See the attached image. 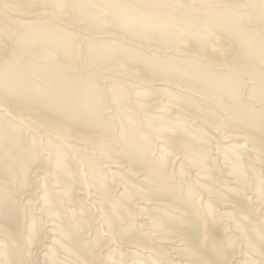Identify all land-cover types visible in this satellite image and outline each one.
I'll return each mask as SVG.
<instances>
[{"label": "bare ground", "instance_id": "1", "mask_svg": "<svg viewBox=\"0 0 264 264\" xmlns=\"http://www.w3.org/2000/svg\"><path fill=\"white\" fill-rule=\"evenodd\" d=\"M68 1L0 0V15L4 16L2 21L7 27H13L8 31L13 30L15 38L17 37L16 46L19 47L4 53V44L9 40L4 36L5 27L0 25V38L4 39L3 46H0V264H27L29 255L36 250L28 246L34 244L40 236L30 235L41 231V227L34 225L36 218L30 219L25 199H32L35 191L43 187L47 190L40 205L43 217L50 216L47 226L52 229L51 234L61 236L59 239L63 245L60 249L67 259H62L66 264H102L99 253L88 248L97 238L98 231L109 237L114 247L130 250L125 251L129 255L153 254L148 249V243L143 240H151L158 245L170 244L173 248L167 251L173 253L171 258L178 263L182 262L183 257H186L178 253L181 251L178 248L184 247L185 242L173 239L170 243L160 237L152 226L143 228L142 223L139 226L129 224L125 216L132 204L135 205L136 199L122 200V195L114 194L118 202L110 200L113 198V191L107 185L113 181V170L120 171L126 177H138L137 180L143 187L135 188L148 190L144 191L146 194L139 199L138 205L163 208L171 215L170 219L180 218L194 232V237H185L187 247L183 252L191 260H186L185 264H221L226 256L223 248L230 244H236L237 247L248 245V252L258 253V256L250 254L255 258L253 262L264 264V236L259 234L258 241L252 240L249 235H240L239 227L231 225L226 227L230 233L226 238L224 236L217 239L212 236L206 227L204 205L193 202L191 198H179L178 193L172 189L168 171L153 162L142 144V138L134 137L125 127H134V124H130L128 115L124 114L127 109L135 107L144 111L158 102L142 100L141 104L130 103V98L125 95L118 96L115 105L105 113L115 112L121 119L119 127L123 131L115 138L114 122L108 123L107 118H104L103 108L97 101V89L84 83L80 80V75H76L81 46H87L93 38L97 39V35H102L91 29V35L88 36L89 33L79 21L82 16L85 20L96 17L93 14L97 13L99 6L108 8L110 16L123 30L133 31L145 39L154 37L160 43L171 44L172 40L168 37H174L175 30L184 33V36L180 34L181 38L174 46L165 48L167 53L175 55V49L185 42L182 39L191 42L190 45L184 44L185 47H190L187 48L190 51H186V56H183L185 59L180 61L183 63L178 65H156L140 52L124 51L119 45L105 47L109 51L105 56H99L98 44L86 52L101 60L102 67L106 68L104 70H116L112 72L115 74L108 76L109 79L129 76L132 77L129 78L130 82L142 86L183 85L189 91L185 93L187 96H182L188 100L183 101L186 102L184 109L188 110L192 105L188 110L192 115H187L190 117L189 121L201 119L216 127L213 134L222 143H238L235 146L237 150L233 152L238 166L236 165L235 171L231 170L229 179L236 181L232 184L240 189L238 194L241 200L219 201L220 210L231 209L236 214V224L240 221L245 228L249 219L244 212L247 210L250 217L259 213L260 223L257 221L258 225H254L251 221L250 228L264 225V211L258 210L255 205L254 209L247 205L264 206L263 182L247 177L250 175L256 178L264 173V0H187L189 4L194 1L206 4L201 8H180L176 0ZM217 3L222 4L221 8ZM42 5L47 6L50 11H42ZM60 10L66 14L64 17L55 16ZM198 10L203 14H199ZM193 12L195 13L192 15ZM6 15L16 20L6 18ZM126 16H130L131 20ZM54 18L61 21V25L57 26ZM197 26L219 31L223 38L230 41L228 49H221L223 39L220 36L213 37V33L209 38L205 34L202 36L201 32L196 31ZM88 27L90 29V23ZM116 37L120 44H125L127 37L120 34ZM205 38L214 43L208 45L207 50L204 49ZM28 40L30 44L26 42ZM215 42L219 45H215ZM141 47L146 50L145 46ZM139 48L140 46L137 50L142 51ZM38 50H43L42 57L48 58L49 63L39 67L34 64L31 67L33 71L30 73L37 80L25 74L21 66L23 60H19L16 51L23 53L26 60L37 63V59L41 57ZM150 51L154 52L152 49L148 52ZM51 55L53 58L57 56L60 62H55V58L52 61ZM135 66L139 70H133ZM183 69L186 71H182ZM235 81L241 84L231 83ZM245 91L248 95L244 102ZM161 92L163 91L159 90ZM191 92L202 96L204 103L221 110L227 117L221 119L224 125L217 119L210 118L201 108L197 109L192 103L194 98ZM171 101L173 102V98ZM164 106L167 109L173 108L171 104ZM201 120L198 122H202ZM143 130L145 134L151 133L147 126ZM93 133L99 134L103 139H94ZM174 138L171 139L173 146H190L180 134ZM192 145L190 147L197 153L204 155L196 149L200 145ZM191 162L201 167L206 161ZM227 165L229 164L225 163L223 168ZM88 184L96 191H89ZM147 193L148 196L159 194L169 198L172 205L168 207L160 201L150 199L146 197ZM76 194H80L81 198L75 197ZM214 194L216 198L222 199L219 193ZM92 198L97 199V203ZM84 201L89 202L92 212L80 215V221L70 217L68 210L64 209L68 202L76 203L77 206L78 202ZM210 211L213 213L212 209ZM51 216H56L59 220ZM28 219L29 227L26 224ZM149 221L147 219L145 224L150 225ZM91 233L93 240L88 239ZM260 240L262 243L259 245ZM201 250L206 251V257ZM140 263L137 260L123 262ZM159 264L167 263L160 258Z\"/></svg>", "mask_w": 264, "mask_h": 264}, {"label": "rangeland", "instance_id": "2", "mask_svg": "<svg viewBox=\"0 0 264 264\" xmlns=\"http://www.w3.org/2000/svg\"><path fill=\"white\" fill-rule=\"evenodd\" d=\"M64 1L69 2L68 0H64ZM176 2H177L176 4L180 5V8L181 7L201 8L203 6H206V4L199 1L198 3L197 1L196 2L194 1L193 4H189L187 0H176ZM185 3H187L188 5H184ZM217 5L218 7L221 8L220 5L222 4L217 3ZM40 9L42 11L44 10L50 11V9L44 5L40 6ZM94 10H98V9H94ZM200 10H198L199 14L202 12ZM98 12H100V14ZM194 13L195 12H193L192 15ZM65 15L66 14L61 10L55 14L56 17H64ZM93 15L96 17L87 18L86 20L84 16L80 15L82 17L79 23L84 25L83 28L86 29L87 33H89L88 36L91 35L90 32L92 31L91 29L97 31V33H102V35H97V39L93 38V41L88 43L87 46L85 45L81 46L82 49L79 52V59L77 62L78 73L76 75H80V80H82L86 84H90L91 86H93L95 90L97 89V94H96L97 101L99 105L103 108L104 118H107L106 121L108 123L114 122L115 138L117 136H120L123 131V128L119 127L121 125V119L118 118L119 116L117 114L115 115V112L107 115L105 113L111 110L110 107L112 105H115L116 101H118L117 100L118 96H120L121 94H123V96L125 95L127 98H130L128 100V102L130 103H138V102L140 103L142 100L144 101L156 100L158 103L152 105L151 107H147L146 109H144V111H140V108L136 109L135 107L127 109L128 111L124 114L128 115V120L130 124H134V127H131V129L128 128V125H126L125 127L127 128V130H130L134 135V137L138 136L142 138L141 139L142 144L144 145L147 152L152 157L151 159L153 160V162L160 164L168 171L171 179L170 184L172 186V189L173 191H175V193H178L177 195L179 196V198L180 197L184 199L191 198L193 202H197L201 205H204L205 218L207 219L206 227L209 229L212 236H214L217 239L224 238V236L226 238L228 235H230L226 227H229L231 225V227H239L241 229L240 235L244 237H246V235H249L252 240L256 239V241H258L259 238L257 237V235L261 234L262 236H264V225L262 224L263 226L261 225L256 228L255 227L250 228V223L252 221L254 225H258L257 221L259 222V216L261 217V214L259 215V213H257L250 217L251 214L249 215L248 211L246 210L244 213L246 214L245 216L249 220L247 221L246 223L247 227L245 228V226H243V223H241L239 220H238L239 221L238 224H236L237 221L236 214H234L231 209L228 208L226 210H220L219 208L220 205L219 201L222 200L226 201L228 199L238 202L239 200H241L238 194L240 192V189H238V187L232 184L233 182L236 183V181L232 180L231 178L229 179V177H231L230 176V173L232 172L231 170L233 169V171H235L236 165L238 166V164L234 161L236 156L233 154V152L237 150L235 146H237L238 143L235 142L222 143L219 140V138L213 134L215 132L214 129L216 127H213L208 123H205L201 119L200 120L202 122H198L200 120L189 121L188 118L190 117L187 115H192L191 112L188 111L192 105H190L188 110L184 109V105L186 102L183 101H188V100L182 98V96L186 95L185 93H189V91L183 88V85L176 87L164 86L163 84L158 86H148V85L142 86V84L136 82H130L129 78L132 77L129 76H121L123 77L121 79H116L114 77L109 79L108 76H110L111 74H115L112 72L116 70H110V68L108 69L110 71L104 70L106 68L102 67L103 62L101 60L96 59L95 56L92 55L89 56L86 52L87 49L98 44L99 56H105L106 54H109V51L107 50L108 48L105 47L109 45H116V46L119 45L122 47L120 49L124 51L133 52V53L140 52V54L152 60L156 65H160V66L178 65V63L179 64L183 63V62L180 63V61L185 59V57L183 56H186L185 55L187 54L186 51H190V49H187L190 47H185L184 44L190 45L191 42H189V40L182 39L185 42L180 43L179 44L180 47L175 49V51H177L175 52V55L170 54L167 53L166 51L167 49L165 48H171L172 46L175 45V42L181 38V35L184 36V33L181 34L179 30H175L176 34L174 37L172 36H171L172 38L170 36L168 37V39L172 40L171 44H169V42L167 44H163L153 39L154 37L145 39L144 37H139L140 35H138L137 33L135 34L133 31L123 30V28L119 26L118 22L114 21L112 16H110L111 13L106 7L103 8L99 6V10L97 11V13L94 12ZM3 18L4 16L0 15V25H3V27H5L4 36L8 37L9 42L7 43L5 42L4 44V39L1 40L0 38L1 40L0 46H3V44L6 45V51L4 50V53H7L9 50L19 49V47L16 46L17 37L15 38L13 30L11 32L8 31L13 27L11 26L7 27V24H4L3 23L4 21H2ZM6 18L13 19L9 15H6ZM126 18L131 20L130 16H126ZM54 22L58 23L57 26L61 25L59 23L61 21H58L55 18H54ZM89 23H90V29L88 27ZM167 27L168 26H164V28ZM206 28L207 27L205 26H197L198 30L196 29V31H198L199 33L201 32L202 36L203 34H205V36L208 38L212 35V33H213V37L215 35L220 36L223 39L220 46L221 49L222 50L228 49L230 45V41L228 39L223 38V36L219 34V31L211 30V28L209 27L207 29ZM206 33L209 35L207 36ZM119 34L127 37L126 41L124 42L126 45L120 44V42L117 41L118 39L116 36H118ZM213 37L212 40H214ZM211 41L209 39H206V42L204 44V49L207 50L208 45L214 44ZM26 42H29V40ZM75 42H77V38ZM215 45H219V44L215 42ZM138 46H140L142 51L137 50ZM141 46H145L146 50H144ZM150 49H152L154 52L151 51L148 52ZM42 51L43 50L41 51L38 50L37 52L39 56H41L39 59H37L38 60L37 63L32 60H26V57L23 53L21 52L19 53L18 51H16L18 53L19 60H23V62H21V66L24 68L23 71L31 79L36 78L38 80L36 76L30 73V71H33L31 67L34 64H37V66L39 67V66H45L46 63H49L48 58L42 57L44 55ZM54 58L56 60H54ZM54 58L51 55L52 61L54 60L55 62H60L57 56H54ZM132 69L139 70V67L135 66ZM182 71H186V69H183ZM226 79L229 80L228 77ZM241 79L242 78L240 77V80ZM231 83L237 85L241 84L238 81ZM242 84L243 86H245V82L243 79H242ZM159 90L163 92L159 93ZM191 93H192L191 96H193L192 98H194V101L192 103L196 105L197 109L201 108L203 111L208 113L210 118L217 119L218 122H221L223 124L222 120L226 117V115L222 113L221 110L215 108L214 106H209L208 104L204 103V98L199 94H196L195 92H191ZM243 94L245 95V97L243 96L244 98L243 101L245 102V98H247L248 92L245 91V93ZM172 98H173V102L171 101ZM167 104H171L174 109L173 108L167 109L164 106ZM119 115L122 116V113H120ZM145 126L151 129L150 134L144 133L145 131L143 130V127ZM168 131H172V132H168ZM179 134L181 138L186 140V142L190 146H193L192 144L200 145V147L196 146V149L199 152L203 153L204 155L201 156L199 153H197L196 150L193 149V147L190 146H184V145L173 146L171 139H175L174 138L175 135L177 136ZM92 137L97 140L103 139L97 133L96 134L93 133ZM191 160H196V161L204 160L206 162L203 163L202 166L200 167L194 165L191 162ZM225 163H228L229 165H227L226 168H223V166H225ZM252 169L254 168L252 167ZM112 172H115L113 181L107 185V187L110 188L111 191H113L112 194L113 198H111L110 200L117 201V199L114 197V194L122 195L120 196V199L122 200L124 198L136 199L134 202L135 205L132 204L131 209L127 211L125 216V218L128 219L129 224L130 225L136 224L137 226H139V224L142 223L144 225L142 226L143 228L145 226H149V227L152 226L153 230L160 237L166 239L169 242L170 241L172 242L173 239L181 240L182 242H185L184 247L178 248V250L181 249V251L179 250L178 253L182 254V256L184 254L186 258L183 257V261L178 263L176 260L171 258L173 257L172 255L173 253L171 254L170 252L167 251V249L171 250L170 248H173V246H171L170 244H164V245L154 244L153 241L151 240H143V242L148 243L147 245L149 246L148 249L153 254L129 255L126 252L127 251L129 252L130 250L126 248L121 249L118 247H114V244L110 242L109 237L103 235L101 231L100 232L98 231L96 234L97 237L96 239L93 240L92 233L91 236H89L88 239L93 241L88 245V248L93 249L96 253H99L102 264H123V262L131 263L135 260L140 261L141 262L140 264H159L160 258L167 264H185L186 260L191 261L190 258H188V256L183 252V250L185 249V247H187L185 237L186 239L189 237H194L195 236L194 232L189 230L186 227V224L181 222L180 218L175 217L176 220L170 219L171 215L168 214L167 211L163 208L153 209L154 207L146 208L142 205H138L140 202L139 199L142 196H145L146 194L144 191L146 192L148 191L147 189L143 190V189L135 188V187H139V188L143 187V185L140 182H138L139 180L138 177H136L138 179L137 180L133 177H126V175H124L120 171L113 170ZM263 176L264 173L259 174L258 177L256 178L250 175H248L247 177L248 179L251 180H255V179L259 180L264 184ZM232 178L233 179L235 178L233 174H232ZM89 185L90 184H88V188H87L89 191L91 192L96 191L95 188ZM215 192L222 195V199L216 198L214 194ZM44 193H47L45 187L41 188V190L39 191H35L32 199L30 198L25 199V201L28 202L26 204L27 206L26 208L28 212H30V216H31L30 219L36 218L37 221L35 222L34 225L41 227V231L30 235V237L31 236L32 237L40 236V237L37 238L38 240L34 244L28 246V248L36 249V250L29 255L27 264H66L62 259L64 260L67 259L64 257L63 254H61V249H60V246L63 245L61 240L59 239V237L61 236L60 235L57 236L56 233L51 234L50 230L52 229H50V227L47 226L48 222L50 221L49 219L50 216L43 217V212L40 205L42 204ZM126 195H130V197ZM75 197L81 198L80 194H76ZM146 197H149L150 199L156 201H160L165 205H167L168 207H170L169 205L171 204L170 202L172 201V200L168 201L169 198H165L159 194L148 196L147 193ZM91 200L97 203V199L92 198ZM247 205L251 206L253 209L255 208L254 207L255 205L258 210L264 211V206H260V204H247ZM64 209H66V211L68 210L70 217L75 218L79 221L81 220L79 217L80 215L84 216L85 213L92 212V209L88 201H84L82 203L78 202L77 206L76 203L68 202L67 205L64 207ZM210 209L213 210V213L210 211ZM247 209H249V207H247ZM220 213L221 214L224 213V215H220ZM162 216H168V217H162ZM51 217L56 219V216L55 217L51 216ZM30 219H28L26 223L28 227L30 225ZM82 219L84 218L82 217ZM147 219L150 220L149 221L150 225L145 224ZM253 229H257V230L254 231ZM140 232L142 233L141 230ZM260 243H262L261 240L258 244L260 245ZM262 247H264V241ZM249 249L250 247H248V245L246 244L245 246L243 245L239 247H237L236 244H230L228 246L225 245V248H223V250L226 256L221 264H256L253 262L255 258L251 257L250 254L252 253L253 255L258 256V253L248 252ZM201 253L204 254L206 257V251L201 250Z\"/></svg>", "mask_w": 264, "mask_h": 264}]
</instances>
